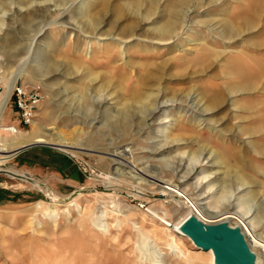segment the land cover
<instances>
[{
	"label": "rangeland",
	"instance_id": "1",
	"mask_svg": "<svg viewBox=\"0 0 264 264\" xmlns=\"http://www.w3.org/2000/svg\"><path fill=\"white\" fill-rule=\"evenodd\" d=\"M151 1L152 18L141 20ZM174 1L0 0V74L6 84L18 78L43 95L33 122L18 136L0 131V143L9 151L39 140L72 146L68 151L32 146L0 155V264H212L206 250L179 232L189 212L204 223L225 220L239 226L258 264H264V155L258 151L264 130L249 134L263 119L264 97L237 93L216 108L204 99L210 111L202 115L209 120L202 125L193 119L200 118L192 111L198 112L197 101L189 99L230 82L228 67L234 61L254 71L244 54L264 59V45L253 51V44L264 42L263 4L203 0L204 7L196 8L191 1L183 12L193 25L186 24L169 42H143L142 33L164 20ZM259 5L260 24L242 38L226 40L209 32L208 20L230 21L241 7L249 12ZM82 12L101 24L85 30L78 25L85 19ZM134 20L141 41L123 34ZM201 48L214 54L205 70L194 64ZM149 74L159 80H147L145 95L161 90L166 98L189 94L188 99L168 103L156 121L148 117L126 124L107 118L122 107L132 86H141L138 78ZM252 103L260 111H250ZM16 119L11 104L3 123ZM133 126L143 129L136 133ZM204 149L222 162L219 170L200 154ZM13 170L30 179L7 173ZM187 170L189 179H180ZM223 172L244 176V191L216 193L214 180ZM258 210L262 218L253 219Z\"/></svg>",
	"mask_w": 264,
	"mask_h": 264
},
{
	"label": "bare ground",
	"instance_id": "2",
	"mask_svg": "<svg viewBox=\"0 0 264 264\" xmlns=\"http://www.w3.org/2000/svg\"><path fill=\"white\" fill-rule=\"evenodd\" d=\"M191 1L197 2L196 8L204 7L205 3L203 2V0H175L169 8L168 16L166 18H164V20L161 18L162 20L155 23L153 28H151L149 31H145L144 33H142L144 35L142 41L144 42V40H152V41L155 40L156 42L166 43V42H169L170 40H173L175 38V36H177V34L183 30V27L186 24L190 23L191 25H193L192 21L187 20V17L185 15V13L183 12V9L187 8ZM209 1H213V0H209ZM154 3H155V1H151L148 3V6H146V9H145V15L142 17L141 20L148 21L149 19L152 18V15L154 14V11L156 9V5ZM258 3L260 5L263 4V7H264V0H258ZM260 5L252 8V10L249 12L245 9V7L244 8L241 7L240 11L237 12L236 17H234L233 19H230V21L222 20L223 18H221L220 20H214V19L208 20L207 23H209V26H208L209 32L212 33L213 35L219 34V37L224 38L226 40H232V39H236L238 37L242 38L243 35L251 32V31H254L256 29V27L260 24V21H261L260 19L262 17L261 14H262V9H263L262 6H260ZM130 7L132 9H136L138 7H141V5L140 4H132V5H130ZM81 14H82V16H84L83 18H85V19L84 20L78 19L79 20L78 25L81 23L82 24L81 26H84L85 30H88V28L90 26H92L91 28L95 29L96 27H98L101 24L99 22V18L97 16H94V15L86 16L84 14V12H82ZM78 17H79V15H78ZM195 23L196 22H194V24ZM136 27H137L136 20L130 22L126 26V28H124V30H123L124 36L130 37V38H136V36H137L136 39L138 41H141V38L139 37L140 35H136V32H135L137 29ZM40 31H41V29L38 32L40 33ZM38 32H36V34ZM109 38L112 40L118 39L117 37H114V36H110ZM186 41L189 43L191 40L188 39ZM204 43L207 46L209 44L206 41ZM120 44H122V41L120 42ZM263 45H264V42H258L256 44H253V51H255V52L258 51V49H260V47H263ZM213 55L214 54L212 53V49L201 48L200 54H199L198 58L196 59L197 61L194 62V64L199 65L200 69L205 70L213 64V59H212ZM218 55H219V53H217V55L214 56V59H216L218 57ZM244 55L246 56L247 59H249L254 64V66H255L254 71L251 72V71L247 70L246 68H244V69L240 68L242 61H234L228 67V72L230 74L229 77H230L231 81L228 82L224 87L218 88V89H207L206 93H204V96H202V98L198 97V95L193 94V93L190 95L188 94L189 99L192 100V102L194 100H196L197 101L196 103L198 104L197 105L198 106L197 109H199L198 112H197V110H192L195 113H197L201 118V119L197 118V117L193 118L194 121L198 122V125H202L203 123L206 124L207 121H209L207 118L202 117V115L207 114L210 111V108H208V106H204V104H205L204 101L207 102L210 107L216 108L223 103L224 98L226 96L232 97L233 94H237V93L251 94V95L254 93H259V94H261L262 97H264V80H263L264 79V59L254 58L252 56V54H249V55L244 54ZM45 67H46V69L53 68L49 65H45ZM16 77H18L17 74H16ZM17 79H13V81H11V82H10V80H8V83L5 84V90L0 93V121L3 119V116H4L3 110L5 107V103L8 99L10 90L12 88V85ZM120 79H121V77H118V80H120ZM147 80H149L153 83H156L159 80V77L156 74H153V75L149 74L147 77H143V76L139 77L138 83L141 86L136 87V88L134 86H132L130 91H129V94H127V98L124 99V101L122 103V107L119 110L116 109V110H114V112L107 113V115H106L107 118H109V119L116 118L117 123L119 121L120 123H126V124L129 121H131L132 119H139V120L143 119V120H145L148 117H151L154 119V121H156L159 118V116L164 114V113L158 114V111H160L162 109L164 110L165 106H167L168 103L170 105H172V104L176 103L178 100L179 101L180 100L185 101L186 99H188L187 98L188 95L181 96L180 99L174 98V97L173 98H166V95H165L166 93L161 91V90H159L158 93H156V94L152 93V94L145 95L142 92V89H143L144 84L147 82ZM8 85H9V88H8ZM175 94L176 93H174V96H175ZM108 96H111V95L108 94ZM176 96H178V95H176ZM98 106H100V103H98ZM250 106H251L249 109L250 111H252V109L255 111H260L259 109L256 110L255 103H252ZM261 113L263 115L262 121L256 127L254 126L249 131L250 132L249 134L255 135V134L259 133L260 131L264 130V109L261 110ZM102 114L105 115L104 111H102ZM156 114H157V116H156ZM164 120H166V119H164ZM200 121H202V122L200 123ZM161 122H164V121H161ZM126 124L124 126L122 125L120 127V128H122V131L128 129V126ZM133 128H136V133L140 132L143 129L142 126H136V127L133 126ZM164 128H166V126L162 127V129L160 130V133H161V131L163 132ZM0 131L8 132V133H10V135H17V134H20L22 130H18V128L14 124H11V125H0ZM36 142L37 143H45V142L40 141V140L36 141ZM36 142H34V143H36ZM28 144H30V143H25V144H22L21 146L15 147L14 150H16V149H18L24 145H28ZM49 144L54 145V146H56L59 149L64 150V151H68V149L72 147L71 145H69L65 142H63V143L54 142V143H49ZM165 145H166V143L162 146H165ZM14 150L9 151V150H7V148L3 147L2 144L0 143V155H2V157L8 156ZM258 151H259L260 155H264V144H260L258 146ZM200 154L204 155V159H206V162L209 163L211 166L216 167L218 170H219V168H221L220 166H221L222 162L219 161V158L216 156L215 153H213V151H206L204 149ZM182 161H183V156L181 157L179 164L176 167V170H175L176 172L178 169L182 168ZM7 173L11 176L19 177L20 179H23V180L24 179L25 180L30 179L28 175L23 174V173H19V172L14 171V170L11 172H7ZM238 174H239V172H238ZM238 174L234 175V178H231L230 176L229 177L227 176L226 172L225 173L223 172L224 177L215 178V180H214L215 182L218 183L217 189L214 191H216V193H223V192L230 193L231 192V195H232V192H235V190L238 191L241 188L245 189L244 187L247 186L248 183H247V181H245L244 176H241V174L240 175H238ZM189 175H190V171L187 170L183 173V175L180 177V179H187L188 180ZM207 176L208 175H205V177L203 179H205ZM200 184H201V181H200V183H198L194 187V189H197ZM163 188L164 189L167 188L166 184L163 185ZM212 188H210V190H208L207 193H209L212 190ZM243 189H241L242 192L244 191ZM247 192L250 193V196L252 199L255 198L253 196L252 192H250L249 190H247ZM167 194L168 193L166 192L163 195H167ZM251 201H253V200H251ZM191 206L194 209H197V207H198L196 203H192ZM189 215H195V214H192V212H189L186 217H188ZM262 215H263V211L258 210L255 213L253 219L260 220L262 218ZM223 221H225V220H223ZM217 222H221V221H217ZM217 222H214V223H217ZM230 226H232V225H230ZM240 230H241V228H240ZM244 238H245V236H244ZM246 242H247V240H246ZM249 247H250V245H249ZM206 251L211 256L210 263L216 264V263H214V260H213L212 251L211 250H206ZM255 256H256V262H258L259 257L256 255V253H255Z\"/></svg>",
	"mask_w": 264,
	"mask_h": 264
},
{
	"label": "water",
	"instance_id": "3",
	"mask_svg": "<svg viewBox=\"0 0 264 264\" xmlns=\"http://www.w3.org/2000/svg\"><path fill=\"white\" fill-rule=\"evenodd\" d=\"M32 146H51L45 143H30L10 154H16ZM179 232L188 236L202 250H211L216 264H258L239 226L228 222L204 223L195 215H189L178 226Z\"/></svg>",
	"mask_w": 264,
	"mask_h": 264
},
{
	"label": "built area",
	"instance_id": "4",
	"mask_svg": "<svg viewBox=\"0 0 264 264\" xmlns=\"http://www.w3.org/2000/svg\"><path fill=\"white\" fill-rule=\"evenodd\" d=\"M5 84V79L0 74V93L5 90ZM42 98L43 95L37 87L16 80L12 85L3 112L12 104L17 111V119L13 124L18 130H21V127L28 126L33 122L36 109Z\"/></svg>",
	"mask_w": 264,
	"mask_h": 264
},
{
	"label": "crops",
	"instance_id": "5",
	"mask_svg": "<svg viewBox=\"0 0 264 264\" xmlns=\"http://www.w3.org/2000/svg\"><path fill=\"white\" fill-rule=\"evenodd\" d=\"M0 125H6V124H4L3 123V119L0 121ZM19 134H17V136H18ZM7 141H5V143H6ZM21 143H19V142H17V141H8L7 143H6V145L7 146H18V145H20Z\"/></svg>",
	"mask_w": 264,
	"mask_h": 264
}]
</instances>
